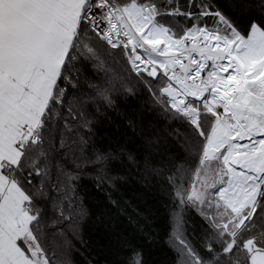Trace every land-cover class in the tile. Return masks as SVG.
<instances>
[{
    "label": "snow or ice",
    "instance_id": "obj_1",
    "mask_svg": "<svg viewBox=\"0 0 264 264\" xmlns=\"http://www.w3.org/2000/svg\"><path fill=\"white\" fill-rule=\"evenodd\" d=\"M0 264H264V0H0Z\"/></svg>",
    "mask_w": 264,
    "mask_h": 264
}]
</instances>
